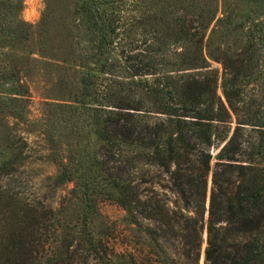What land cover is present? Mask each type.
Returning <instances> with one entry per match:
<instances>
[{
    "label": "trees",
    "instance_id": "16d2710c",
    "mask_svg": "<svg viewBox=\"0 0 264 264\" xmlns=\"http://www.w3.org/2000/svg\"><path fill=\"white\" fill-rule=\"evenodd\" d=\"M60 2L63 46L51 53L45 0L37 50L77 68V87L48 97L41 133L80 208L71 222L0 185V264H198L203 231V264H264V0ZM21 4L0 0V178L25 164L36 124L11 54L27 46ZM6 116L28 126L23 142ZM103 200L124 211L120 251Z\"/></svg>",
    "mask_w": 264,
    "mask_h": 264
},
{
    "label": "rangeland",
    "instance_id": "374dc122",
    "mask_svg": "<svg viewBox=\"0 0 264 264\" xmlns=\"http://www.w3.org/2000/svg\"><path fill=\"white\" fill-rule=\"evenodd\" d=\"M52 7L49 12V33L52 37L50 42L51 53H57L62 48V43L57 32L60 30L61 16L65 17L68 22V14L63 9V4L60 0H50ZM21 9L19 12V18L28 25V40L27 46L17 47L11 51V54L16 58L20 67V75L22 82L25 83L29 90V102L27 104V118L36 122L32 126L31 132L28 135L24 134V129L28 126L24 125V122L13 124V119L5 117L4 121L9 125H15L18 131L20 140L16 139V144L24 141V135L27 138L26 152L28 154L26 162L18 168V170L9 178H0V185L9 189L20 200L24 202L28 199H38L45 205L52 209L64 210L66 218L71 222L75 220V214L80 208V202L77 200L71 190L73 187L72 182L56 183L55 177L58 174L59 166L53 161V156H50L46 151V144L43 141L41 126L45 121L43 116L45 109V102L49 101L48 97L59 96L61 89H65L66 86L71 89V92H75L77 87V68H63L61 63L56 62L53 59L43 57L37 50V33L40 17L45 7V0H21ZM30 50V55H27V51ZM27 56V57H26ZM210 68L214 69L217 76V93L221 94L220 89V75L221 68L217 62L211 61ZM67 85H66V83ZM66 90V89H65ZM82 137L80 138V144L84 145L86 149H91L92 136L87 133V127L82 126ZM88 137V139L85 138ZM63 146V144H62ZM22 154L24 155V145L22 146ZM64 147V146H63ZM63 147L58 153L60 157L63 153ZM56 157V156H55ZM57 158V157H56ZM208 175L207 191L208 194L210 179ZM164 198L169 205H172L174 195L168 190H164ZM205 207H207V196L205 199ZM97 210L99 212L100 220L103 225L110 227L113 232L110 236H113L116 250L120 251L123 235L127 233L126 226L124 225V211L115 203L103 200L98 202ZM206 213V212H205ZM206 215V214H205ZM97 228H99L97 226ZM205 235L202 233V245L201 254L198 264H203L202 250L205 246ZM163 248L167 252H171V248L166 243H162ZM137 250L142 255L146 251V244L143 234L140 235L137 243L135 244Z\"/></svg>",
    "mask_w": 264,
    "mask_h": 264
},
{
    "label": "water",
    "instance_id": "95a60500",
    "mask_svg": "<svg viewBox=\"0 0 264 264\" xmlns=\"http://www.w3.org/2000/svg\"><path fill=\"white\" fill-rule=\"evenodd\" d=\"M210 177V176H209ZM210 179V178H209ZM207 202H208V198H207ZM206 214V213H205ZM204 235H205V231H204ZM205 243V242H204Z\"/></svg>",
    "mask_w": 264,
    "mask_h": 264
}]
</instances>
